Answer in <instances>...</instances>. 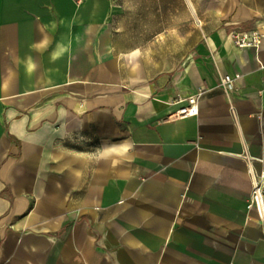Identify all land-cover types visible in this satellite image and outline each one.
Wrapping results in <instances>:
<instances>
[{
    "label": "crops",
    "instance_id": "crops-1",
    "mask_svg": "<svg viewBox=\"0 0 264 264\" xmlns=\"http://www.w3.org/2000/svg\"><path fill=\"white\" fill-rule=\"evenodd\" d=\"M235 31L264 0H0V264H264V41Z\"/></svg>",
    "mask_w": 264,
    "mask_h": 264
},
{
    "label": "built area",
    "instance_id": "built-area-1",
    "mask_svg": "<svg viewBox=\"0 0 264 264\" xmlns=\"http://www.w3.org/2000/svg\"><path fill=\"white\" fill-rule=\"evenodd\" d=\"M233 43L239 48L253 47L259 49L264 41V34L259 31L241 32L235 31L231 34ZM231 77H226L224 83L231 82ZM202 93L194 95L185 100H178L177 103H183L177 112V119H185L199 115L198 100ZM249 210H255L261 220H264V171L255 176L252 197L248 203Z\"/></svg>",
    "mask_w": 264,
    "mask_h": 264
}]
</instances>
